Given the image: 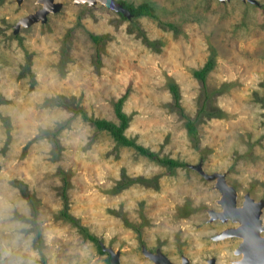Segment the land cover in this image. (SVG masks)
I'll return each instance as SVG.
<instances>
[{"label": "rangeland", "instance_id": "374dc122", "mask_svg": "<svg viewBox=\"0 0 264 264\" xmlns=\"http://www.w3.org/2000/svg\"><path fill=\"white\" fill-rule=\"evenodd\" d=\"M53 1L59 6L45 19L18 25L43 0H0V264H108L107 259L111 264L106 248L118 253L120 264H162L147 253L157 250L173 264H183V257L190 264L210 259L244 264L237 251L241 236L213 237L239 222L211 218L209 209L223 210V194L216 179L197 166L224 173L236 204L245 194L264 201V0H127L148 1L155 17H122L101 0ZM162 21L180 31L175 34ZM68 30L61 73L60 48ZM89 32L107 37L96 44ZM143 36L160 42L148 45ZM211 46L216 62L206 85L222 90L209 102L225 114L202 115L197 147L171 106L166 81L177 82L184 111L194 117L201 83L192 70L204 63ZM128 85L123 109L133 115L125 133L184 166L169 169L117 144L79 114L57 134L56 158L49 136L35 137L70 114L61 105H43L45 97L63 94L92 116L118 121L113 101ZM59 168L72 172L69 212L99 238L105 252L56 217L62 207ZM122 175L142 179L113 191ZM11 179L24 182L38 199L40 249L31 207ZM260 216L264 223V205Z\"/></svg>", "mask_w": 264, "mask_h": 264}, {"label": "trees", "instance_id": "16d2710c", "mask_svg": "<svg viewBox=\"0 0 264 264\" xmlns=\"http://www.w3.org/2000/svg\"><path fill=\"white\" fill-rule=\"evenodd\" d=\"M123 7H125L129 14L133 17H137L140 15H151L153 17L157 16L154 13V7L148 2V1H142L137 4H134L127 0H118ZM122 17H125V15L122 12H119ZM162 23L170 28L175 34L180 31L177 24L170 22V21H162ZM70 31L68 30L64 41L60 48V60H59V67L61 73H64V63L68 59V52H69V45L67 40L68 33ZM89 35L91 39L96 43L99 44L100 42L104 41L107 37L106 33H94L89 32ZM144 41L148 43V45H154L155 42H160L159 40H150L147 39L145 36ZM96 64L101 62V59L99 57V50L96 51ZM216 58V51L214 47H210L209 54L204 61V63L192 70V74L200 80L201 83V90H200V101H199V108L196 112V115L194 117L188 115L181 104L180 98V90L179 86L174 79L169 78L166 81L167 88L171 92L172 95V101L171 106L175 108L180 115V117L183 118L184 126L186 128L187 134L194 145L199 147L198 145V123L202 120V115L207 116H223L225 112L218 106L211 105L210 96L216 92H220L222 90V87L214 88L211 90H208L206 85V76L207 73L214 67ZM29 57L27 55L26 62L23 65V68L28 71L29 69ZM225 84V83H224ZM130 93V86L128 85L125 90L113 101V109L115 112V115L118 119V121H113L108 118L104 117H95L87 113V111L80 105H77L76 103H73L72 100L63 94H56L52 96L45 97L43 101V105H61L62 107L66 108L70 114L63 119L62 121H59L53 128H47V129H41L35 137H41V136H49L51 143H52V157L56 158L59 154V151L61 149L60 144L57 140V134L63 129L69 126L71 120L77 115H81V117L85 120H88L90 123L94 125L97 129L106 130L110 133V135L114 138L115 142L117 144L132 146L135 148V150L143 154L144 156L148 157L151 160H154L158 163H161L165 165L169 169H174L178 166H184L186 164L185 161L174 158L168 155H160L157 151H154L150 149L148 146H145L139 142L136 141L135 136H128L125 133V128L128 126L130 119L132 118L133 112L127 113L123 109V104L128 97ZM2 120L4 122H7V119L5 117H2ZM57 173L60 175L61 184L59 185V194L60 198L62 200V207L57 211L55 214L58 218H63L67 221H69L72 225H74L78 231L86 238L94 241L97 245V248L99 252H105L102 245L100 244L99 238L88 231L87 227L83 225L79 218L72 215L68 210V194L67 189L70 187V176H71V170H65L62 168L57 169ZM142 177H129L127 175H122V177L117 180L115 186L113 187V191H118V189L128 185L129 183H132L134 181L141 180ZM11 182L16 185L19 190L21 191L22 195L26 198L28 201L31 210H32V218L30 219L31 223L33 224L34 230H35V240L37 242V246L40 249V243L42 241V236L40 233L39 225L36 221V214H37V201L38 199L35 197L33 192H30L28 189H26V186L24 182L18 180V179H11ZM188 204H185L184 208L187 207ZM113 212H118V210L112 209ZM22 217V215H19ZM23 218V217H22ZM127 224L134 227L136 230L139 231V228L126 221ZM41 258L44 259L43 253H41ZM108 264H110L109 259H107Z\"/></svg>", "mask_w": 264, "mask_h": 264}, {"label": "water", "instance_id": "95a60500", "mask_svg": "<svg viewBox=\"0 0 264 264\" xmlns=\"http://www.w3.org/2000/svg\"><path fill=\"white\" fill-rule=\"evenodd\" d=\"M76 2L81 0H75ZM106 2L107 5L114 7L123 14H129V11L122 6L118 0H102ZM89 3H95V0H88ZM59 4L53 0H43V5L39 9L28 12L26 15L21 16L17 21V24L20 23L23 25L30 24L33 21L38 19H45L47 12L50 10H55ZM197 169L204 176L208 178H216V185L220 187V190L223 194V203L226 205V209H230L228 213L229 217L232 220H239L240 224L237 227H228L222 229L220 232L216 233L213 237L215 239L223 238L228 235H240L242 240L238 244L237 251H242L244 253V264H264V234H261L262 226L260 225V213L264 205L263 200H254L248 194L244 195V199L241 207L236 205V191L232 185H229L224 177V173L221 172H212L207 173L200 166H197ZM223 208H225L223 206ZM213 211V212H212ZM211 218L216 216L215 210H208ZM213 216H212V215ZM227 219V213L222 214V220ZM110 254L111 264H120L119 255L117 252L113 251L110 248H106ZM153 259L162 262V264H173L172 261L165 256L162 252L157 250L156 252L147 251ZM182 262L184 264H190L186 257H183ZM208 264H215L212 259L209 260Z\"/></svg>", "mask_w": 264, "mask_h": 264}, {"label": "bare ground", "instance_id": "6f19581e", "mask_svg": "<svg viewBox=\"0 0 264 264\" xmlns=\"http://www.w3.org/2000/svg\"><path fill=\"white\" fill-rule=\"evenodd\" d=\"M81 1H87L88 2V0H81ZM95 1H98V0H95ZM102 1V0H101ZM102 3H104V4H106V2H103L102 1ZM107 5V4H106ZM108 6H110V5H108ZM110 7H112V6H110ZM50 11H52V10H50ZM215 179L217 178V177H214ZM217 181V180H216ZM216 187H218L217 185H216ZM219 189H220V187H219ZM221 191V190H220ZM222 194V193H221ZM223 201L225 202V200L223 199ZM222 207L224 206L225 208H223V210L222 211H216L217 213H215L216 214V216H213V218H218V219H221L222 220V214H224V213H227V219H231L230 217H229V215H228V213L230 212V209H226V205H225V203H223L222 202ZM237 205V204H236ZM261 211H262V209H261ZM213 212V211H212ZM259 217H260V219H261V216L259 215ZM226 219V220H227ZM232 220V219H231ZM234 222H239V224H240V221L239 220H237V219H235V220H233ZM264 222V221H263ZM260 225L262 226V230L261 231H264V223H262V221H260ZM232 235H234V234H232ZM228 236H231V235H228ZM238 236H240V235H238ZM241 238H242V236H241ZM240 253H243L242 251H240ZM244 254V253H243ZM244 257V256H243ZM152 258H154V257H152ZM156 261V260H155ZM158 262H160V261H157V263ZM162 263V262H161ZM184 264V263H183Z\"/></svg>", "mask_w": 264, "mask_h": 264}, {"label": "flooded vegetation", "instance_id": "af4514ba", "mask_svg": "<svg viewBox=\"0 0 264 264\" xmlns=\"http://www.w3.org/2000/svg\"><path fill=\"white\" fill-rule=\"evenodd\" d=\"M238 205V204H237ZM242 205V204H241ZM241 205H238V206H240L241 207Z\"/></svg>", "mask_w": 264, "mask_h": 264}]
</instances>
